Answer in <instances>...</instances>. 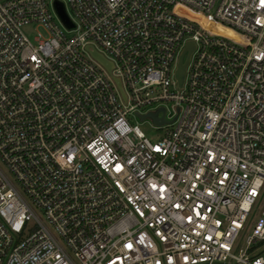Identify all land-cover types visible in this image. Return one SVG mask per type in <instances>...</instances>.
Returning a JSON list of instances; mask_svg holds the SVG:
<instances>
[{
  "label": "built area",
  "instance_id": "built-area-1",
  "mask_svg": "<svg viewBox=\"0 0 264 264\" xmlns=\"http://www.w3.org/2000/svg\"><path fill=\"white\" fill-rule=\"evenodd\" d=\"M263 188L264 0H0V264H264Z\"/></svg>",
  "mask_w": 264,
  "mask_h": 264
},
{
  "label": "rangeland",
  "instance_id": "rangeland-1",
  "mask_svg": "<svg viewBox=\"0 0 264 264\" xmlns=\"http://www.w3.org/2000/svg\"><path fill=\"white\" fill-rule=\"evenodd\" d=\"M38 28H39V30H42L43 32L45 31V30H43L42 27H38ZM23 29H24V31L28 34V36H29L30 38L33 37V35L35 34V30H36V28H35L34 25H31V26H24ZM136 120H137L136 122H139L140 127H141L144 131H146V132L148 133V135L151 136L152 138L155 137L157 134H159V133L157 132V130H155V129L153 128V126H152V122H151L150 119H147V118H146L145 120H142V121H141V120L137 117ZM132 121L135 122V118H132ZM262 208H264V188H263V190L260 192L259 196L256 198L255 203H254L253 208H252V210H251V212H250V214H249V218H248V219H249L250 221H252L253 218L258 214V212H259ZM250 223H251V222H250ZM248 231H249V230H248ZM245 232H246V230H242L241 233H240V235L238 236L237 242H239L240 245H243V243H244V235H245Z\"/></svg>",
  "mask_w": 264,
  "mask_h": 264
},
{
  "label": "water",
  "instance_id": "water-1",
  "mask_svg": "<svg viewBox=\"0 0 264 264\" xmlns=\"http://www.w3.org/2000/svg\"><path fill=\"white\" fill-rule=\"evenodd\" d=\"M55 8L57 10V12L59 13V15L61 17H63V13L61 11V8L60 6L58 5V3H55ZM193 46V42L192 41H188L187 44H186V47H188V49L190 50ZM91 53L97 58L99 59L106 67L107 69H110L111 68V62L109 60H107L100 52L92 49L91 50ZM183 53V52H182ZM182 53L180 54L179 56V59H178V65H177V68H176V71H175V74H176V77L178 78L179 80V83L182 82V79H183V74H184V69H185V63H186V60L188 58V55L186 56L185 60L182 61ZM119 87H120V82H119V79L116 77L115 78ZM163 109V108H161ZM145 116H149L151 117L154 121L156 122H162L164 120V118L162 116H157V109L155 110H150L146 113H142L140 114V117L143 118Z\"/></svg>",
  "mask_w": 264,
  "mask_h": 264
},
{
  "label": "snow or ice",
  "instance_id": "snow-or-ice-1",
  "mask_svg": "<svg viewBox=\"0 0 264 264\" xmlns=\"http://www.w3.org/2000/svg\"><path fill=\"white\" fill-rule=\"evenodd\" d=\"M129 247H130V245H129Z\"/></svg>",
  "mask_w": 264,
  "mask_h": 264
}]
</instances>
